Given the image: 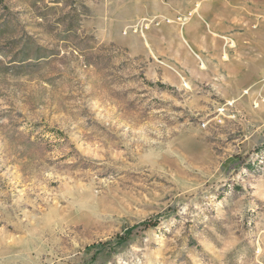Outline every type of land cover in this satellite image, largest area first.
<instances>
[{
    "label": "rangeland",
    "instance_id": "1",
    "mask_svg": "<svg viewBox=\"0 0 264 264\" xmlns=\"http://www.w3.org/2000/svg\"><path fill=\"white\" fill-rule=\"evenodd\" d=\"M0 264H264V0H0Z\"/></svg>",
    "mask_w": 264,
    "mask_h": 264
},
{
    "label": "bare ground",
    "instance_id": "2",
    "mask_svg": "<svg viewBox=\"0 0 264 264\" xmlns=\"http://www.w3.org/2000/svg\"><path fill=\"white\" fill-rule=\"evenodd\" d=\"M199 5V4H198ZM197 5V6H198ZM196 10H197V8H196ZM179 20H181V19H179ZM188 20V19H187ZM183 21V20H182ZM184 21H186V20H184ZM172 22V21H171ZM146 28H147V26H146ZM235 45V42H233L232 41V43H231V46H234ZM148 46V45H147ZM197 56H198V58H200L201 59V56L200 55H198L197 54ZM225 57L227 58V54H225ZM201 65H202V67H205V64H204V61L201 59Z\"/></svg>",
    "mask_w": 264,
    "mask_h": 264
},
{
    "label": "crops",
    "instance_id": "3",
    "mask_svg": "<svg viewBox=\"0 0 264 264\" xmlns=\"http://www.w3.org/2000/svg\"><path fill=\"white\" fill-rule=\"evenodd\" d=\"M199 47H200V49H202L201 46H199Z\"/></svg>",
    "mask_w": 264,
    "mask_h": 264
},
{
    "label": "built area",
    "instance_id": "4",
    "mask_svg": "<svg viewBox=\"0 0 264 264\" xmlns=\"http://www.w3.org/2000/svg\"><path fill=\"white\" fill-rule=\"evenodd\" d=\"M191 16H192V14H191Z\"/></svg>",
    "mask_w": 264,
    "mask_h": 264
}]
</instances>
